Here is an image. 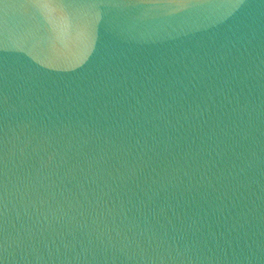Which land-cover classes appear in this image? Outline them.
Listing matches in <instances>:
<instances>
[{
  "label": "water",
  "instance_id": "water-1",
  "mask_svg": "<svg viewBox=\"0 0 264 264\" xmlns=\"http://www.w3.org/2000/svg\"><path fill=\"white\" fill-rule=\"evenodd\" d=\"M0 264H264V0H0Z\"/></svg>",
  "mask_w": 264,
  "mask_h": 264
}]
</instances>
